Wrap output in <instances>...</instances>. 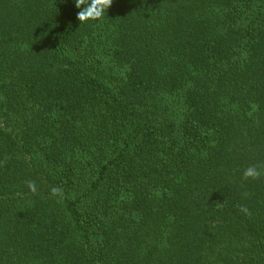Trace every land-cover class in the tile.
Listing matches in <instances>:
<instances>
[{"label":"trees","instance_id":"1","mask_svg":"<svg viewBox=\"0 0 264 264\" xmlns=\"http://www.w3.org/2000/svg\"><path fill=\"white\" fill-rule=\"evenodd\" d=\"M78 11L0 0V264H264V0Z\"/></svg>","mask_w":264,"mask_h":264},{"label":"clouds","instance_id":"2","mask_svg":"<svg viewBox=\"0 0 264 264\" xmlns=\"http://www.w3.org/2000/svg\"><path fill=\"white\" fill-rule=\"evenodd\" d=\"M112 4L113 0H75V7L79 9L77 20L80 24L88 23L90 21H100ZM262 175H264V166L252 165L244 170L243 179L258 180ZM27 187L33 195L37 194L35 181H28ZM50 193L53 197L59 196L61 199L64 195L63 190L57 186H53L50 189ZM240 212L246 216H251L250 210L245 206L240 207Z\"/></svg>","mask_w":264,"mask_h":264}]
</instances>
